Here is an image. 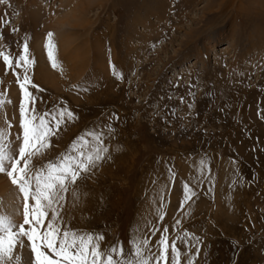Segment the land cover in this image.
I'll return each instance as SVG.
<instances>
[{
	"label": "rangeland",
	"instance_id": "obj_1",
	"mask_svg": "<svg viewBox=\"0 0 264 264\" xmlns=\"http://www.w3.org/2000/svg\"><path fill=\"white\" fill-rule=\"evenodd\" d=\"M25 42L34 62L13 71L0 56V143L18 153L17 73L27 69L37 117H77L34 158L36 170L87 130L103 131L109 149L65 194L69 227L126 252L145 237L157 251L167 227L182 264H264V0H0V52L15 63ZM184 184L196 193L187 202ZM9 190L0 174V215L20 223ZM23 240L13 264H34Z\"/></svg>",
	"mask_w": 264,
	"mask_h": 264
},
{
	"label": "snow or ice",
	"instance_id": "obj_2",
	"mask_svg": "<svg viewBox=\"0 0 264 264\" xmlns=\"http://www.w3.org/2000/svg\"><path fill=\"white\" fill-rule=\"evenodd\" d=\"M46 47L49 59H52L54 44L51 32L47 35ZM28 51V43L25 42L23 53L15 63L4 52H0V56L7 69L15 71L22 64L34 62L29 60ZM53 67H56L55 62ZM17 81L23 94L19 105L23 134L17 137L21 141L18 153L6 150L0 143V174H6L12 185L16 186L12 203L15 204V197L19 198L17 207L22 208V222L17 223L12 216L0 215V264H13L14 250L18 244L24 243L25 237L30 242L34 264H182L181 250L175 243L169 245L167 227L158 239L157 251H152L149 239L145 237L140 240L131 239V251L126 252L120 244L102 248L105 239L103 234H80L68 226L61 215L65 194L70 188H75L78 181L90 178L101 162L110 158L109 149L104 144V132L87 130L72 142L67 153L36 170L34 158L38 154L44 155L43 150L52 146L50 141L59 134L66 118L71 122L77 117L68 109H62L52 121H47L44 116L37 117L32 107L36 97L29 90L30 86L33 89L36 86L32 84L27 69L22 76L17 73ZM111 119L118 120L119 117L113 113ZM105 127L109 135L115 133L111 123ZM2 136L3 133H0V138ZM85 136L94 141L87 151L83 147L89 143ZM201 165L203 167V161ZM195 195L188 184H184V201L187 202ZM156 231L158 229H152L153 233ZM197 243H200L199 238ZM195 255H199V249ZM186 264H194L192 256L186 258Z\"/></svg>",
	"mask_w": 264,
	"mask_h": 264
},
{
	"label": "bare ground",
	"instance_id": "obj_3",
	"mask_svg": "<svg viewBox=\"0 0 264 264\" xmlns=\"http://www.w3.org/2000/svg\"><path fill=\"white\" fill-rule=\"evenodd\" d=\"M228 48H229V46L224 47V48H222L221 50H222V51H225V50L228 49ZM14 75H15V73H14ZM3 187H5V186L3 185ZM13 188H14V187H13ZM12 192H13L12 190H9V191H8L7 195H8V194H12V196L10 197V199H9L8 201H6V204L8 205V207H9L10 209H14L13 211L16 213V211L18 210V209H17V202H16V200H17L18 197H15V204H13L12 201H13V199H14V195H13ZM3 193H5V190H3ZM14 212H13V213H14ZM14 215H15V214H14ZM19 247H20V245L18 244L17 247H16V249L19 248ZM18 251H19V250H18ZM22 251H23V250H22Z\"/></svg>",
	"mask_w": 264,
	"mask_h": 264
}]
</instances>
